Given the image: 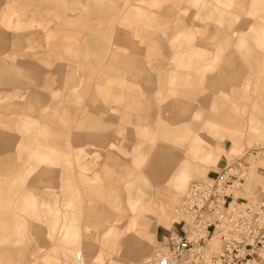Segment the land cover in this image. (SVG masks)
Wrapping results in <instances>:
<instances>
[{
    "label": "rangeland",
    "instance_id": "1",
    "mask_svg": "<svg viewBox=\"0 0 264 264\" xmlns=\"http://www.w3.org/2000/svg\"><path fill=\"white\" fill-rule=\"evenodd\" d=\"M203 4L221 18L204 16ZM202 121L207 139L194 130ZM182 123L169 144L165 130ZM256 148L264 0H0V264H140L179 233L187 185ZM158 149L170 151L168 174H191L164 197ZM263 163H249L248 192ZM116 215L129 219L112 240L101 226ZM135 236L150 242L139 256L122 249Z\"/></svg>",
    "mask_w": 264,
    "mask_h": 264
},
{
    "label": "built area",
    "instance_id": "2",
    "mask_svg": "<svg viewBox=\"0 0 264 264\" xmlns=\"http://www.w3.org/2000/svg\"><path fill=\"white\" fill-rule=\"evenodd\" d=\"M256 156L251 150L193 183L181 207L188 226L171 235L146 264H264V199L231 206L233 187L242 182L247 160Z\"/></svg>",
    "mask_w": 264,
    "mask_h": 264
},
{
    "label": "crops",
    "instance_id": "3",
    "mask_svg": "<svg viewBox=\"0 0 264 264\" xmlns=\"http://www.w3.org/2000/svg\"><path fill=\"white\" fill-rule=\"evenodd\" d=\"M201 10H202L201 12L204 16H210L213 20H217V19L221 18L220 9L213 7L209 4H203ZM223 21L224 22L227 21L226 17H224ZM230 22H231V20L228 22V24ZM214 33H215L214 30L209 28V31H208L209 36H213ZM95 43H96V40L93 38H88L85 40V45L87 47H92ZM61 70L66 76H68V74L70 73V70H68V67H66V66L61 67ZM188 82H189V76L188 75H183L179 79V84L183 87L186 86L188 84ZM150 83L151 82L149 80V84ZM150 86H151V84L148 85V87H150ZM185 94H188V93H185ZM57 104L60 105V103H57ZM62 107H64V106H62ZM142 120H143L142 118H139V117L137 118L138 122H141ZM193 125H194V130L196 131V133L203 135L206 139L208 138L207 136L209 134H212V132L210 133L212 126L208 125L205 121H202V123H200V124L193 122ZM188 126L182 123L180 126H178V128L176 130L166 129L165 134H164L166 141L170 144V143H173V142L180 140V136H181L180 131H182L185 127H188ZM159 150H161V152H159ZM169 154H170L169 149H158V151L156 153L157 156L154 158V160H156V161L154 163V160H153V163H152L154 166H156L158 168V173L162 174V177H163V182L161 183V184H163V188H162L163 191L159 192V193H161L160 197H164V194L166 191V189H164V188L166 186H169L168 188H170V189H172L171 186L176 187V189L180 188V186H182L183 182L177 181L176 176H178V175L186 176L187 175V176L191 177V174L189 173L188 169H186V168H181V169L177 170L176 172H174L173 174H168L166 172V169H165V166L163 165V162H164V158L168 157ZM47 155L49 157H51L53 154L51 151H48ZM131 198L138 204V206L139 205L145 206L147 194L137 193L135 195H132ZM157 202H158V205H161V207H163V208L168 207L164 203L160 204L162 202L159 199H157ZM118 203L120 204V206H122L124 204L122 197H119ZM68 217H70V214H68ZM74 219H75V217H72L70 220L74 221ZM76 219L77 220H75V221H78V215H76ZM128 219H122L116 215L111 222H105L102 224L101 227L104 228V230H103L104 232H106L107 234H110L109 238H111L113 240L116 237L120 236L121 233H123L125 231V229H127L126 227H127L128 223L126 221ZM148 219L153 225V228L149 229V230H150V233H152L154 235V241H155L156 240V238H155L156 230L155 229L158 227V224H157V222H155V220L153 218L148 217ZM87 248H88L89 252L94 251V247L92 245H88ZM8 253H9V251H8ZM12 254H14V253H12ZM102 254L103 253L101 252L99 257H98L99 260L102 257Z\"/></svg>",
    "mask_w": 264,
    "mask_h": 264
},
{
    "label": "bare ground",
    "instance_id": "4",
    "mask_svg": "<svg viewBox=\"0 0 264 264\" xmlns=\"http://www.w3.org/2000/svg\"><path fill=\"white\" fill-rule=\"evenodd\" d=\"M252 150H256L257 152V156L258 158H251L249 160H247L246 162V169H244L243 173H242V182L237 183L236 185H234L233 190H232V195H233V202L231 203V206L233 207L235 206H240V207H244L247 205H251L254 204L255 201L257 200L256 198L260 195V188L259 185L261 183V181L259 180L260 175H264V170H262L264 163L260 164L259 169H255L256 171H253L255 173L254 175V179H255V186H254V192H248L247 191V183L249 180L248 174H249V163L264 157V148H256V149H252ZM262 170V171H261ZM261 174H260V172ZM209 176H207L206 178L200 179V180H196V181H191L187 187L185 188V190L183 191L181 197L178 199L177 202V206H176V211L179 215L180 218V227L181 229L186 228V226H188V222H189V218L186 214H184L181 210L182 207V203L183 200L188 192L189 187L193 184V183H202L204 182L206 179H208ZM248 178V179H247ZM251 181V179H250ZM261 193H264V187L261 189ZM253 197V198H252ZM144 212V210H142ZM145 216H147L145 214ZM146 228H150L152 229L153 226L151 225V223H147L146 224ZM180 229V230H181ZM148 234H152V233H148ZM179 234V233H177ZM176 235V234H175ZM154 241V240H153ZM150 242H145L142 240V238L140 236H135L133 238L128 239L124 244H123V248L126 251L132 252L135 256H139L141 255V247L143 245H148ZM211 248L216 249L219 245L217 241H211L210 242ZM149 246V245H148ZM158 252V249H156V251H153L152 255L149 257V259H146L145 261L141 262L143 264H146L153 256L154 254Z\"/></svg>",
    "mask_w": 264,
    "mask_h": 264
}]
</instances>
